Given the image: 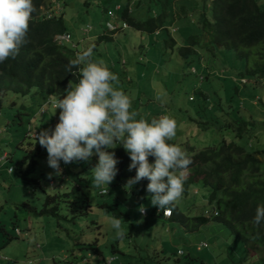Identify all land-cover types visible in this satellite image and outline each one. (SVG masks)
I'll list each match as a JSON object with an SVG mask.
<instances>
[{
    "label": "trees",
    "instance_id": "16d2710c",
    "mask_svg": "<svg viewBox=\"0 0 264 264\" xmlns=\"http://www.w3.org/2000/svg\"><path fill=\"white\" fill-rule=\"evenodd\" d=\"M97 2L101 6L105 22L101 23L99 30L95 32L90 25H80L76 29L68 27L64 18L67 5L64 0L54 2L61 6L62 11L59 14L49 9L50 0H33L37 10L29 22L27 43L20 47L15 58L9 57L0 63V100L7 98L9 108L14 106L11 108L13 117L7 125L25 124L28 129L24 130L21 138L23 140L29 139L26 136L27 130L39 132L42 129L55 128L59 116L56 120L50 119L45 114L40 115L39 110L47 100L52 99L53 94L61 98L66 94L65 89L69 83L73 87L78 83L81 78L79 69L73 68L69 72L67 68L69 62L79 54L81 45L84 44L87 49V44L92 40L97 44L112 40L114 31L106 30L105 23L110 13H114L117 19L113 24L117 29L120 28V21H124L133 30L153 36L150 40L152 45L158 42L153 50L161 57L158 63L171 62L173 66L177 62V60L172 62L174 56L181 62L183 68L181 78L192 79L190 84L196 95L188 97L193 108L188 110L187 115H183L184 119L192 123L189 127L200 132L214 130L221 134L217 144L200 147L189 145L187 131L186 138L180 142L178 138L170 141L181 148H186L185 151L192 161L189 165L191 174L185 183L182 197L196 195H192V189L198 184L206 187L208 194L199 210L196 209V201L184 211L178 204L169 206L172 214L166 221L175 222L190 233L198 231L201 226L211 221L219 223L227 229L233 240L242 242L246 248L257 247L260 249L258 252L263 254L264 222L256 226L253 224V218L257 207L264 205V161L260 159L264 155V148L253 150V147L260 141L264 143V135L257 132L258 127L264 126V115L255 116L258 107L251 100L257 98L256 103L264 107V0H97ZM84 5L91 6L88 1L84 2ZM116 5L120 7L114 11ZM184 25L190 29L187 35L186 31H181ZM172 27H176L175 33H181L179 38L172 34L174 33ZM83 28H89L90 33H84ZM63 34L68 35L69 42L62 44L55 42L54 37ZM140 48H143V45ZM224 51L229 52L233 59L238 61V64L230 65L229 70H226L222 62ZM150 61L156 62L154 58ZM138 62L145 67L144 61ZM152 62L149 65L150 70L155 65ZM170 67L167 72L170 71ZM191 68H194L195 72L191 73ZM216 72L217 74H214ZM141 77L140 74L138 80H141ZM146 78L145 83L148 81ZM235 78H245L248 83L240 85L234 81ZM142 105V102L140 104L133 102L131 110L137 111L140 115ZM55 112L59 113L60 110ZM226 133H232L230 140L225 137ZM257 135L261 138L258 139ZM27 145L22 158L14 163L12 153H7L6 161L13 165H10L12 171L8 173L11 174L15 170L22 181L30 184L32 189H42L41 181L44 179L42 171L35 178H31L30 175L37 171L38 159L45 152V155H48L47 151L38 141L35 143L29 141ZM16 148L22 149L23 145L17 144ZM108 151H114L119 161L116 166L118 173L113 183L127 190L125 188L127 180L136 175L135 169L129 171L130 156L119 143L116 148ZM153 161L154 157H149V162ZM61 162L63 174L66 175L65 182L69 184L63 192L45 194L41 214L56 216L59 202L71 203V199L75 198V194L81 188L91 186L90 176L93 173L91 169L98 162V156L94 154L88 161L67 165ZM203 167L208 169L204 170ZM148 183L145 178L128 191L138 198L151 197L147 192ZM96 194L102 196L98 191ZM76 200L74 202L84 206V214H87L91 209L88 196L83 194L81 201ZM24 205L32 213L39 214V211L29 204ZM97 206L107 208L113 217L129 219L128 214L115 204L104 202ZM156 208L152 209V217H155ZM156 218L164 220L160 215ZM0 230L3 231L1 226ZM12 237L6 235L3 243ZM112 253H116L114 248ZM182 256L189 257L187 264L194 260L189 250H185ZM257 263L264 264V255L258 258Z\"/></svg>",
    "mask_w": 264,
    "mask_h": 264
},
{
    "label": "rangeland",
    "instance_id": "374dc122",
    "mask_svg": "<svg viewBox=\"0 0 264 264\" xmlns=\"http://www.w3.org/2000/svg\"><path fill=\"white\" fill-rule=\"evenodd\" d=\"M64 1L67 3L64 18L70 29H76L80 25H90L97 32L99 25L105 22V16L102 15L101 6L98 5L97 0ZM87 1L91 6L84 5ZM54 2L55 0H50L49 9L59 14L62 11L61 6ZM183 28L181 31H186L185 35H187L190 29L186 28V25ZM172 30L175 31L176 27H172ZM172 34L177 38L181 35L178 32ZM152 39V35L127 28L115 33L111 41L97 44L92 40L87 44V48L94 46L91 59L94 61L102 59L106 62L108 68L119 77L118 87L132 97V103L139 104L152 99L153 102L168 108L165 115L177 121L175 138H178L179 142L186 138L187 131L190 146L217 144L221 134L214 130L196 131L189 127L192 123L183 118V115H187L188 110L193 108L188 97L196 96L190 84L192 79L186 77L182 80L183 68L176 56L173 57L172 62L176 60L177 62L173 66L171 62L158 63L161 57L153 50L158 42L152 45L150 41ZM141 45L144 48H140ZM84 46V44L80 46L79 53L86 50ZM153 58L158 64L154 65L153 70L155 69V72L164 70V72L153 79L151 77V80L148 79L145 83L146 76L152 74V71H149V65ZM139 59L145 62V67L138 62ZM222 62L226 70L231 68L230 65L238 64V61L234 60L227 51L222 54ZM157 66H160L159 71L156 69ZM168 67H170L169 73ZM140 74L142 77L138 80ZM156 82L160 87L156 85ZM136 86L139 87L138 91L134 90ZM141 86L143 89H140ZM158 96L160 99H157ZM8 101L7 98L0 100V154L2 151L3 154L12 153L14 163L22 158L29 141L33 143L36 141L21 139L24 130L28 129L25 124L23 126L7 125L13 117L11 108L14 107L9 108ZM254 105L258 107L254 115L256 117L264 115V107H260L258 103ZM31 132L34 130L32 129ZM257 132L264 135V126L258 127ZM225 137L230 140L232 133H226ZM260 138L261 136L258 137ZM20 143L23 148L17 149L16 146ZM262 148L264 143L260 141L259 144H254L253 150ZM182 149L186 150V148ZM45 154L46 152L38 159L37 171L30 175L31 178H35L42 171L44 175L41 181L42 189H32L30 184L22 181L15 170L9 174L7 169L12 165L11 162H4L0 166V226L3 228V231L0 230V264H187L189 257L177 255L178 249L189 250L194 259L190 264H258V258L264 255L258 252L260 249L257 247L246 248L242 242L233 240L227 229L219 223L211 221L201 226L198 231L190 233L175 222L152 217L151 212L154 206L151 205V197L138 198L122 186L114 185V180L108 185V193L99 196L96 191L100 187L94 185L93 173V177L90 176L91 186L81 188L75 194V198L71 199V203L59 202V211L56 216L41 214L45 194L53 195L63 192L66 190L65 186L69 184L64 182L61 187L58 186V176L54 174L55 170L48 166L46 157L48 155ZM260 159L264 161V155ZM203 169L208 168L203 167ZM49 173H53L51 179L48 178ZM70 176L72 177L71 174ZM49 180L55 182L54 187L49 188ZM196 189L195 198L194 196L181 197L175 202L182 211L189 209L193 201H196L197 210L201 208V203L203 204L208 194L207 188L198 184ZM194 193L195 191L192 194ZM83 194L88 196V202L91 204L87 214H84V206L74 202L76 199L81 201ZM104 202L110 205L115 204L128 214L129 219L122 220L121 223V229L124 232L122 237H117L116 229L111 226L113 217L111 212L107 208L97 206ZM24 203L38 210L39 214L32 213ZM141 205L145 206L147 217L138 211ZM16 228L21 232V236L16 233ZM6 235L13 237L3 243ZM200 240L206 241L208 246L201 251H196L194 247ZM112 248L116 253H112Z\"/></svg>",
    "mask_w": 264,
    "mask_h": 264
},
{
    "label": "clouds",
    "instance_id": "9594fccd",
    "mask_svg": "<svg viewBox=\"0 0 264 264\" xmlns=\"http://www.w3.org/2000/svg\"><path fill=\"white\" fill-rule=\"evenodd\" d=\"M119 7L116 5L114 11ZM36 10L33 0H0V63L9 57L15 58L19 54L20 47L27 43L29 22ZM115 19H117L115 14L110 13L105 23V28L109 32L114 31L115 34L116 31L130 28L127 23L119 20L120 28L117 29L114 25ZM109 24L112 28L108 26ZM84 30L85 28L83 32ZM93 47L83 50L69 62L67 68L69 72L73 68H78L80 71L81 78L78 83L74 87L69 83L65 89L66 94L61 98L53 94L52 99L47 100L38 112L49 118L51 108L60 109L59 121L55 128L42 129L39 132L27 131L26 136L38 141L39 145L46 149L48 166L54 169V174L60 178L59 187L66 180L61 161L67 165L88 161L94 154L97 155L98 162L91 171L94 175V185L100 187L98 190L100 195L108 193V185L118 173L116 166L119 161L115 152L108 149L116 148L119 143L130 156L129 171L136 170V175L127 180L125 188L129 190L146 178L149 181L147 192L151 194V205L157 207L155 217L160 215L166 221L172 214L169 206H174L183 196L185 183L191 174L189 165L192 161L189 155L178 144L170 143L176 136L177 121L169 115L153 118L150 122L144 118L137 119L139 113L131 110L132 97L118 87L119 77L108 68L104 60L91 59ZM81 65L83 67H80ZM156 69L159 71V66ZM149 71H152V74L146 76L147 80L164 72V70L155 72V69ZM190 72H195L194 68H191ZM234 81L240 85L248 83L245 78H235ZM137 89L139 90L138 86L134 90ZM157 99L160 97L158 96ZM251 101L256 104L257 98ZM142 103V110L148 106V108L161 107L165 112L168 111V108L153 102L152 99ZM5 154L8 157V154ZM149 157H154V161L150 163ZM52 176L53 173L48 174L49 179ZM48 184L51 188L54 187L55 182L49 180ZM192 191L197 194L196 187ZM138 211L147 217L144 205H141ZM122 220V217L111 218V226L116 229L117 237L124 235L121 229ZM262 222H264V205L257 207L253 218V224L256 226H260ZM18 235L21 236L20 231ZM200 244L204 245L199 247ZM207 246L206 241L200 240L195 245V250L201 251ZM179 250L185 254V250L178 249L177 255H183L178 253Z\"/></svg>",
    "mask_w": 264,
    "mask_h": 264
},
{
    "label": "crops",
    "instance_id": "0c3cea01",
    "mask_svg": "<svg viewBox=\"0 0 264 264\" xmlns=\"http://www.w3.org/2000/svg\"><path fill=\"white\" fill-rule=\"evenodd\" d=\"M153 63V62H152ZM153 64H155V65H158L156 62L155 63H153ZM154 78V76H152V79ZM156 81H157V79H156ZM157 83V82H156ZM51 110L53 111H51L50 113V119H54V118H56V117H58L59 115V113L58 112H55V110H53L52 108H51ZM167 112H165V110H164V108H145L144 110H142V112H141V114L139 115L140 117H138V119H140V118H144V119H147V120H149V122L151 121V119H153V118H159V117H161V116H164L165 114H166ZM17 229V228H16Z\"/></svg>",
    "mask_w": 264,
    "mask_h": 264
},
{
    "label": "built area",
    "instance_id": "2783aa9c",
    "mask_svg": "<svg viewBox=\"0 0 264 264\" xmlns=\"http://www.w3.org/2000/svg\"><path fill=\"white\" fill-rule=\"evenodd\" d=\"M110 28H112V26H110V24L108 25ZM89 31V28H86L85 30H84V32H88ZM55 41L58 43V44H62L63 42H69V37H68V35H58V36H56L55 37ZM6 159H7V155L6 154H3V155H1L0 156V166L4 163V162H6ZM7 171L8 172H11L12 171V168L11 167H9L8 169H7ZM103 192V191H102ZM16 233L17 234H19V231L18 230H16ZM204 244H200L199 245V247L200 246H203ZM199 247H198V249H199ZM178 253L181 255V254H183V251L182 250H179L178 251Z\"/></svg>",
    "mask_w": 264,
    "mask_h": 264
}]
</instances>
